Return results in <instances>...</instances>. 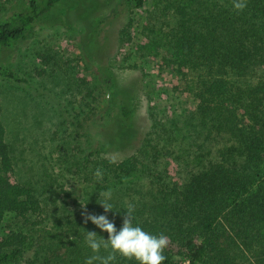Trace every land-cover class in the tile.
I'll list each match as a JSON object with an SVG mask.
<instances>
[{
  "label": "trees",
  "instance_id": "1",
  "mask_svg": "<svg viewBox=\"0 0 264 264\" xmlns=\"http://www.w3.org/2000/svg\"><path fill=\"white\" fill-rule=\"evenodd\" d=\"M62 1L28 0L23 11L1 18L0 53ZM144 1L122 2L135 9ZM179 1L183 4L174 7L165 45L177 73L184 79L183 68L192 73L185 80L197 104L167 123L154 118L139 148L119 161L100 149L87 153L78 167L90 190L85 192L88 211H62L48 228L31 221L43 211L41 201L32 186L14 176L0 105V226L6 217H18L41 231L39 248L27 258L32 234L18 227L0 231V264H85L93 255L86 231L107 238L90 221L85 223V216L104 212L99 194L108 190L114 208L106 214L117 228L124 206L131 203L136 223L168 237L164 264H264V0H246L243 11L233 7V0ZM0 76L20 81L2 64ZM124 97L119 92L113 99L116 113L105 135L132 148L136 132H126L132 111ZM150 135H157L155 145ZM179 137L202 138L206 148L193 153L191 142L181 146L175 177L166 147ZM116 264L137 262L118 256Z\"/></svg>",
  "mask_w": 264,
  "mask_h": 264
},
{
  "label": "rangeland",
  "instance_id": "2",
  "mask_svg": "<svg viewBox=\"0 0 264 264\" xmlns=\"http://www.w3.org/2000/svg\"><path fill=\"white\" fill-rule=\"evenodd\" d=\"M122 1L63 0L23 39L0 53V64L12 68L20 79L0 76L1 119L14 176L32 186L41 201L43 211L31 217L40 222L36 227L48 228L62 211H88L85 192L90 190L78 167L87 153L100 149L103 156L119 161L139 148L152 131L154 118L167 123L197 104L185 80L192 73L183 68L185 79L177 73L165 45L174 7L183 3L145 0L134 9ZM27 2L0 0V19L23 11ZM93 45L99 49L93 50ZM119 92L126 95L132 111L126 130L136 132L132 148L105 135ZM156 137L150 135V144H156ZM181 140L166 147L175 177L181 146L191 142L193 153L206 148L202 138ZM8 227L34 237L25 258L39 248L36 239L41 231L36 227L6 217L0 231Z\"/></svg>",
  "mask_w": 264,
  "mask_h": 264
},
{
  "label": "clouds",
  "instance_id": "3",
  "mask_svg": "<svg viewBox=\"0 0 264 264\" xmlns=\"http://www.w3.org/2000/svg\"><path fill=\"white\" fill-rule=\"evenodd\" d=\"M246 0H233V7L237 11L246 8ZM96 177L101 178L102 173L96 170ZM102 196L100 204L104 212L101 214L89 213L85 216V223L91 222L102 232L107 233V238L96 231H86L84 237L87 247L93 255L86 258L85 264H116L117 257L127 260H135L137 264H164L166 257L165 249L168 247L169 239L163 234H155L145 230L135 222V205L127 203L123 210L124 215L119 228L114 219L106 214L112 211V193L110 190L99 194ZM106 255H101V251Z\"/></svg>",
  "mask_w": 264,
  "mask_h": 264
}]
</instances>
